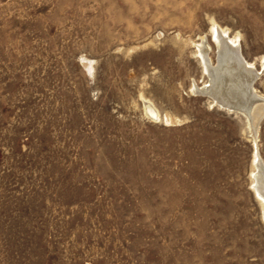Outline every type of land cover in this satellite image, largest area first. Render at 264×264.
I'll list each match as a JSON object with an SVG mask.
<instances>
[{
  "label": "rangeland",
  "instance_id": "rangeland-1",
  "mask_svg": "<svg viewBox=\"0 0 264 264\" xmlns=\"http://www.w3.org/2000/svg\"><path fill=\"white\" fill-rule=\"evenodd\" d=\"M214 25L262 70L264 0H0V264H264V118L192 89Z\"/></svg>",
  "mask_w": 264,
  "mask_h": 264
},
{
  "label": "bare ground",
  "instance_id": "bare-ground-1",
  "mask_svg": "<svg viewBox=\"0 0 264 264\" xmlns=\"http://www.w3.org/2000/svg\"><path fill=\"white\" fill-rule=\"evenodd\" d=\"M211 33L213 35V40L217 47L218 63L216 65H213L212 62L210 61L209 56L207 55L208 42L206 38H203L200 43H197L198 53L200 55L203 64V69L207 74H209L210 77L209 80L205 82L203 85L201 86L194 85L193 88L191 87L193 89V92L195 91V92L208 94L215 103L220 104L221 106L227 107L232 110L244 112L246 115H249V112L255 107L256 124H257L259 115L264 112V96L259 95L257 94V92L254 91L252 83H253V79L258 74H261L263 72L264 59L262 61V67H261L262 70L256 69L255 64L251 61L250 62L247 61L241 54V49L238 40L231 38L229 34L218 25L213 26ZM222 75L225 76V80H223L222 78L221 81H218L217 78L222 77ZM232 80H234L236 84L239 85L241 84L244 87V92H245L244 99H246L245 103L243 102L236 103L235 100H232L235 101L232 102L231 100L229 101L227 99H224L223 96L222 99L217 94L218 91L223 92V89L225 87L227 86L230 87L233 83L231 82ZM234 88H238V86ZM231 91L236 92V89L232 90L231 88ZM147 109L152 116L154 117L157 116L156 109L150 103L148 104ZM255 133L256 132L253 128L254 136ZM254 144L255 147H254L253 155H254V164L256 167L255 170L256 172L253 178L255 182L253 187L254 190L257 192V194L264 200V162L259 155L257 141L255 137H254Z\"/></svg>",
  "mask_w": 264,
  "mask_h": 264
},
{
  "label": "water",
  "instance_id": "water-1",
  "mask_svg": "<svg viewBox=\"0 0 264 264\" xmlns=\"http://www.w3.org/2000/svg\"><path fill=\"white\" fill-rule=\"evenodd\" d=\"M263 118H264V112L259 115L258 124H260V122L263 120Z\"/></svg>",
  "mask_w": 264,
  "mask_h": 264
}]
</instances>
